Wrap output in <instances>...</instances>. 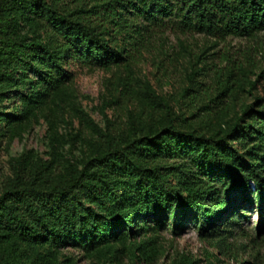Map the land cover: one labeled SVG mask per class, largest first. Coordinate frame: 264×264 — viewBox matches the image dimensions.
<instances>
[{
	"label": "trees",
	"instance_id": "trees-1",
	"mask_svg": "<svg viewBox=\"0 0 264 264\" xmlns=\"http://www.w3.org/2000/svg\"><path fill=\"white\" fill-rule=\"evenodd\" d=\"M176 2L181 7L174 13ZM171 16L185 32L219 40L264 32V0H0V96L23 89L17 112L0 118V134L13 139L38 115L48 119L45 111L69 107L105 144L80 161L72 158L53 180L52 162L16 161L12 184L0 195V264L17 243L54 247L68 240L105 257L127 251L135 259L152 258L153 239L127 244L122 227L161 210H194L202 228L210 227L224 203L199 174L179 164L166 167V159L190 157L200 169L219 171L227 191L254 190L264 199V99L242 105L229 120L222 110L205 123L187 124L188 117L146 82L149 95L136 93L137 108H127L126 128L117 136L76 105L64 75L65 63L77 53L74 45L100 66L127 69V47L135 51ZM61 34L73 43L59 40ZM245 140L252 146L231 142ZM144 226L136 233H146ZM171 264L196 262L181 258Z\"/></svg>",
	"mask_w": 264,
	"mask_h": 264
},
{
	"label": "rangeland",
	"instance_id": "rangeland-1",
	"mask_svg": "<svg viewBox=\"0 0 264 264\" xmlns=\"http://www.w3.org/2000/svg\"><path fill=\"white\" fill-rule=\"evenodd\" d=\"M179 7L180 3L174 13ZM175 19L163 18L135 51L127 47L132 55L127 69L123 65L119 69L100 66L74 45L77 53L64 65L65 83L72 88L78 108L101 130L120 135L126 128L127 108H137L136 93H146V82L174 111L188 117L187 124L205 123L222 110L229 120L242 105L254 103L256 97L264 99V32L219 40L185 32L174 25ZM66 39L63 34L59 36V40ZM251 83L256 84L251 87ZM22 92L18 87L0 96V118L7 119L17 112ZM44 115L48 119L38 115L18 137L10 139L0 134V195L12 184L19 158L52 162L53 180L72 158L80 161L105 145L82 116L69 107L45 111ZM4 125L3 120L1 129ZM231 142L235 148L253 143ZM178 164L199 174L214 188L218 201L224 203L222 216L210 227L202 228L199 213L194 210H161L156 216L141 217L135 225L122 227L127 244L153 239L151 245L156 252L152 258L135 259L127 251L115 258L105 257L68 240L54 247L17 243L16 251L4 256L2 264H171L181 258L196 264H264V199L259 201L254 190L227 191L225 177L219 171L200 169L190 157L166 159V167ZM172 173L179 174L175 170ZM169 184L175 185V179L170 177ZM141 225H145L146 233H136Z\"/></svg>",
	"mask_w": 264,
	"mask_h": 264
}]
</instances>
